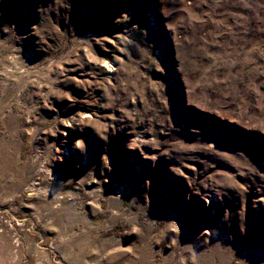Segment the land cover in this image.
I'll return each mask as SVG.
<instances>
[{
    "label": "rangeland",
    "instance_id": "1",
    "mask_svg": "<svg viewBox=\"0 0 264 264\" xmlns=\"http://www.w3.org/2000/svg\"><path fill=\"white\" fill-rule=\"evenodd\" d=\"M0 264H264V0H0Z\"/></svg>",
    "mask_w": 264,
    "mask_h": 264
}]
</instances>
